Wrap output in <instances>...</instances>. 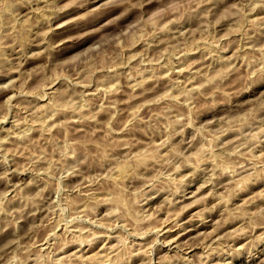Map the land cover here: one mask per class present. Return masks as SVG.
Segmentation results:
<instances>
[{"label": "rangeland", "instance_id": "1", "mask_svg": "<svg viewBox=\"0 0 264 264\" xmlns=\"http://www.w3.org/2000/svg\"><path fill=\"white\" fill-rule=\"evenodd\" d=\"M203 263L264 264V0H0V264Z\"/></svg>", "mask_w": 264, "mask_h": 264}, {"label": "bare ground", "instance_id": "2", "mask_svg": "<svg viewBox=\"0 0 264 264\" xmlns=\"http://www.w3.org/2000/svg\"><path fill=\"white\" fill-rule=\"evenodd\" d=\"M110 214H111V213H110ZM200 218H201V217H200ZM177 223H178V222H177ZM177 225H178V224H177ZM195 227H196V226H195ZM83 230H84V229H83ZM83 230H82V231H83ZM80 232H81V231H80ZM141 234H142V233H141ZM89 238H90V237H89ZM85 239H86V238H85ZM167 239H168V238H167ZM184 239H185V238H184ZM87 240H88V238H87ZM74 241H75V240H74ZM80 242H82V241H79V243H80ZM82 243H83V242H82ZM81 245H82V244H81ZM116 251H117V250H116ZM108 256H109V255H108ZM106 257H107V256H106ZM83 259H84V257H83ZM83 259H82V260H83ZM100 261H101V260H100ZM203 261H204V260H203ZM90 262H91V261H90ZM100 263H101V262H100ZM104 263H105V262H104ZM204 263H205V262H204ZM204 263H203V264H204ZM253 264H254V263H253Z\"/></svg>", "mask_w": 264, "mask_h": 264}]
</instances>
